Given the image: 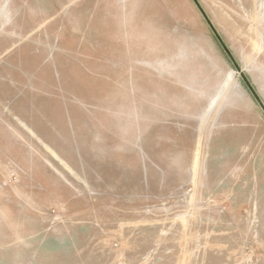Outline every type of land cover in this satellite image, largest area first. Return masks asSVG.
<instances>
[{
    "label": "rangeland",
    "instance_id": "obj_1",
    "mask_svg": "<svg viewBox=\"0 0 264 264\" xmlns=\"http://www.w3.org/2000/svg\"><path fill=\"white\" fill-rule=\"evenodd\" d=\"M0 264H264V0H0Z\"/></svg>",
    "mask_w": 264,
    "mask_h": 264
},
{
    "label": "water",
    "instance_id": "obj_2",
    "mask_svg": "<svg viewBox=\"0 0 264 264\" xmlns=\"http://www.w3.org/2000/svg\"><path fill=\"white\" fill-rule=\"evenodd\" d=\"M226 53L230 55L229 51H227V50H226ZM242 78H243L244 82L246 83L247 87L249 88V90L252 92V94L256 97V99H258V96L256 95L251 84L247 81V79L245 77L242 76Z\"/></svg>",
    "mask_w": 264,
    "mask_h": 264
}]
</instances>
